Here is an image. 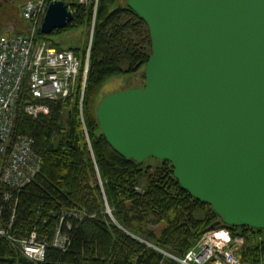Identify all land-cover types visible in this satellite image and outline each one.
<instances>
[{
	"label": "trees",
	"instance_id": "16d2710c",
	"mask_svg": "<svg viewBox=\"0 0 264 264\" xmlns=\"http://www.w3.org/2000/svg\"><path fill=\"white\" fill-rule=\"evenodd\" d=\"M68 6L73 19L67 25L38 35L72 49L83 67L87 46H64L52 36L93 22L83 94L78 82L68 97L49 103L48 113L32 116L23 104L17 108L13 135L31 136L41 159L24 186L0 187V228L6 231L0 234V264H179L171 255L183 256L204 232L221 227L243 236L236 252L241 261L264 263V228L214 225L217 212L180 185L170 160L156 158L155 166L144 167L146 159L122 156L101 131L92 109L96 93L109 78L133 74L147 62L145 21L118 0ZM32 231L46 246L41 261L18 250ZM57 234L65 238L63 247L54 244Z\"/></svg>",
	"mask_w": 264,
	"mask_h": 264
},
{
	"label": "water",
	"instance_id": "95a60500",
	"mask_svg": "<svg viewBox=\"0 0 264 264\" xmlns=\"http://www.w3.org/2000/svg\"><path fill=\"white\" fill-rule=\"evenodd\" d=\"M145 21L144 84L96 106L122 156L171 161L180 185L219 215L264 228V0H126ZM73 19L50 0L40 32ZM106 211L112 216L110 208Z\"/></svg>",
	"mask_w": 264,
	"mask_h": 264
},
{
	"label": "built area",
	"instance_id": "2783aa9c",
	"mask_svg": "<svg viewBox=\"0 0 264 264\" xmlns=\"http://www.w3.org/2000/svg\"><path fill=\"white\" fill-rule=\"evenodd\" d=\"M48 2L24 0L20 14L29 23V31L0 36V187L20 188L39 170L41 158L33 150V138L27 134L13 135L17 108L23 104L24 111L32 116L48 113L49 103L68 97L78 82L83 94L90 45L82 67L72 49L59 48L38 35ZM2 195L7 198L10 194L5 190ZM0 234L6 231L0 228ZM36 238L32 231L21 239L22 250L27 257L41 261L46 246ZM64 241L57 234L54 244L63 247ZM241 243L229 229L221 227L204 232L183 256L171 257L179 264H264L241 261L236 253Z\"/></svg>",
	"mask_w": 264,
	"mask_h": 264
},
{
	"label": "rangeland",
	"instance_id": "374dc122",
	"mask_svg": "<svg viewBox=\"0 0 264 264\" xmlns=\"http://www.w3.org/2000/svg\"><path fill=\"white\" fill-rule=\"evenodd\" d=\"M118 1L120 3L126 2V0H118ZM23 2L24 0H0V36L9 32L29 31L30 29L29 23L24 21L20 16L18 17ZM93 26H94L93 22L89 27L81 25L77 28L65 30L58 35L52 36V38L53 41H56L64 46L78 47V46L86 45L88 49V46L91 44L90 42L92 40ZM144 79H145L144 66H142L137 72L133 74L115 75L109 78L98 89L96 93L95 99L92 103L93 113H95L96 106L104 95L111 93L117 89L142 86L144 84ZM157 162L158 161L156 160L155 157H148L144 161L143 166L144 167L155 166ZM147 168H150L151 170V167H147ZM144 182L145 180L142 179L141 185H138L137 187L142 189ZM199 213L200 215L203 214L201 211H199ZM153 227H155L156 230H158L160 226L156 224L153 225ZM236 239H240L242 241L241 245L243 244L244 238L242 235L237 236ZM38 241L41 242V239ZM20 249L22 250L21 242H19L18 245V250Z\"/></svg>",
	"mask_w": 264,
	"mask_h": 264
},
{
	"label": "bare ground",
	"instance_id": "6f19581e",
	"mask_svg": "<svg viewBox=\"0 0 264 264\" xmlns=\"http://www.w3.org/2000/svg\"><path fill=\"white\" fill-rule=\"evenodd\" d=\"M65 1V0H64ZM66 2V1H65Z\"/></svg>",
	"mask_w": 264,
	"mask_h": 264
}]
</instances>
